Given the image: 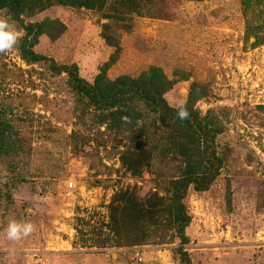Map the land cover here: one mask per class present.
Masks as SVG:
<instances>
[{
  "label": "rangeland",
  "instance_id": "obj_1",
  "mask_svg": "<svg viewBox=\"0 0 264 264\" xmlns=\"http://www.w3.org/2000/svg\"><path fill=\"white\" fill-rule=\"evenodd\" d=\"M22 2L19 19L0 9L22 37L0 53V264H264V0ZM26 36L48 61L21 56ZM52 61L104 98L160 86L219 128V174L183 199L186 242L172 193L194 132L130 94L101 108ZM13 220L34 230L9 240Z\"/></svg>",
  "mask_w": 264,
  "mask_h": 264
},
{
  "label": "trees",
  "instance_id": "obj_2",
  "mask_svg": "<svg viewBox=\"0 0 264 264\" xmlns=\"http://www.w3.org/2000/svg\"><path fill=\"white\" fill-rule=\"evenodd\" d=\"M56 1L62 5L96 8L98 3L102 0ZM3 8L9 10L11 15H13L16 19H19V15L21 11L25 9V6L22 0H0V9ZM38 27H41V25L37 26L31 24L27 26V35L32 33L37 34L38 31L36 32V28ZM20 52L21 56L29 62L49 60L45 56L38 54L33 49L32 42L29 41L28 36L23 38L20 46ZM50 68L53 71H66L69 75V85H71L79 93L87 95L92 103H96L98 106L100 105L101 108H103L105 104L116 106L122 102L125 94H130L136 99L144 100L153 109L164 112V114L170 119L183 123L186 128H189L194 132L195 136H193V138L191 137L192 140L190 139V141L195 144V147H193L192 150L193 152H199L200 159L196 161H189L182 175L175 180L174 191L172 193V206L175 213L172 215L171 222L176 228L181 241L186 242L188 237L186 235L185 228L189 225L191 217L187 213L183 199L187 194V190L191 186L199 191L206 190L219 174V170L222 165V157H219L216 152V135L220 131L219 128L211 127L209 122H204L199 118V115L196 114L193 109L189 108L188 111L190 112V118L185 121L178 120L176 118V108L168 105L166 99L161 94V90L163 88H160V86H148L142 84L140 80H132L129 84L125 85L124 88H121L110 96L104 98L101 97V94L98 93V90L93 87L92 84L85 82V80L80 77L77 65L57 66V64L52 61L50 63ZM3 133L4 131L0 134L1 137H3ZM184 152L185 155L186 153L191 155L188 150H185ZM187 259L188 258H185V260Z\"/></svg>",
  "mask_w": 264,
  "mask_h": 264
},
{
  "label": "clouds",
  "instance_id": "obj_3",
  "mask_svg": "<svg viewBox=\"0 0 264 264\" xmlns=\"http://www.w3.org/2000/svg\"><path fill=\"white\" fill-rule=\"evenodd\" d=\"M22 39L20 32L15 27L14 21L11 17L0 16V53L11 51ZM176 118L180 121H185L190 118L185 102H181L176 107ZM127 120V118H123ZM34 225L30 222L21 223L18 221H11L6 229L9 240H19L22 236L26 237L32 233Z\"/></svg>",
  "mask_w": 264,
  "mask_h": 264
},
{
  "label": "built area",
  "instance_id": "obj_4",
  "mask_svg": "<svg viewBox=\"0 0 264 264\" xmlns=\"http://www.w3.org/2000/svg\"><path fill=\"white\" fill-rule=\"evenodd\" d=\"M69 185H70V187H73V186H74V183H73V182H71Z\"/></svg>",
  "mask_w": 264,
  "mask_h": 264
}]
</instances>
